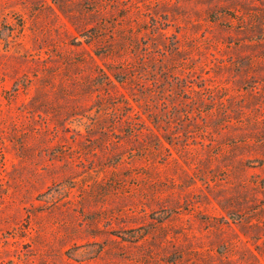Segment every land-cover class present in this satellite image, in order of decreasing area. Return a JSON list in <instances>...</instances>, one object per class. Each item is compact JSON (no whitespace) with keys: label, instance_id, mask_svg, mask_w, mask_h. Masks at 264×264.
<instances>
[{"label":"rangeland","instance_id":"rangeland-1","mask_svg":"<svg viewBox=\"0 0 264 264\" xmlns=\"http://www.w3.org/2000/svg\"><path fill=\"white\" fill-rule=\"evenodd\" d=\"M0 264H264V0H0Z\"/></svg>","mask_w":264,"mask_h":264},{"label":"trees","instance_id":"trees-1","mask_svg":"<svg viewBox=\"0 0 264 264\" xmlns=\"http://www.w3.org/2000/svg\"><path fill=\"white\" fill-rule=\"evenodd\" d=\"M116 76V75H115Z\"/></svg>","mask_w":264,"mask_h":264}]
</instances>
